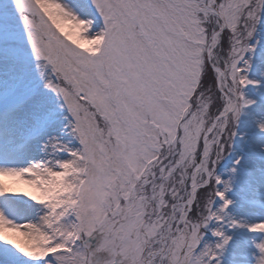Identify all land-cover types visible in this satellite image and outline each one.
<instances>
[{
	"label": "snow or ice",
	"instance_id": "obj_1",
	"mask_svg": "<svg viewBox=\"0 0 264 264\" xmlns=\"http://www.w3.org/2000/svg\"><path fill=\"white\" fill-rule=\"evenodd\" d=\"M0 264H264V0H0Z\"/></svg>",
	"mask_w": 264,
	"mask_h": 264
}]
</instances>
